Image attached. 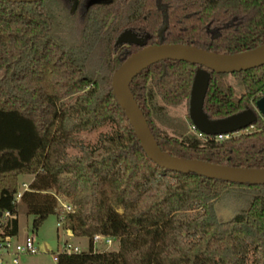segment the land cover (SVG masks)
Masks as SVG:
<instances>
[{"label":"trees","instance_id":"obj_1","mask_svg":"<svg viewBox=\"0 0 264 264\" xmlns=\"http://www.w3.org/2000/svg\"><path fill=\"white\" fill-rule=\"evenodd\" d=\"M86 2L0 0V214L17 215L18 177L31 175L21 200L33 227L59 214L62 200L74 206L66 230L90 240L88 250L60 253L57 264H264V184L161 167L141 146L112 85L113 73L140 50L116 45L124 31L149 35L148 46L244 53L264 44V0H113L88 9ZM105 39L109 61L102 76L93 54ZM199 69L211 74L204 110L212 119L254 108L264 93V64L229 73L183 60L156 62L130 87L158 144L177 157L264 168L262 116L223 140L193 132L171 135L157 125L153 93L166 106L189 107ZM229 75L242 82V94ZM108 122L118 132L102 136L97 148L76 137ZM69 147L80 153L70 155ZM229 187L262 193L247 210L222 221L216 202ZM192 210L198 213L188 217ZM17 231V218L8 219L5 232ZM95 234L116 238L119 249L95 250Z\"/></svg>","mask_w":264,"mask_h":264},{"label":"water","instance_id":"obj_2","mask_svg":"<svg viewBox=\"0 0 264 264\" xmlns=\"http://www.w3.org/2000/svg\"><path fill=\"white\" fill-rule=\"evenodd\" d=\"M12 3H35L44 0H6ZM97 2V1H96ZM163 31L161 32L162 35ZM149 35L139 36L133 30L124 31L116 45L141 48L125 60L113 73L112 85L118 103L130 120L146 154L161 167L179 172H192L211 179H221L233 183L264 184V168L234 167L215 164L203 160L173 156L158 144L149 122L131 91L134 78L150 65L162 60H183L205 66L218 72H237L256 68L264 64V44L253 50L223 55L207 52L191 46L164 44L148 46ZM211 74L199 69L195 75L190 100L189 116L192 123L206 135L233 134L253 126L258 116L264 117V93L254 108H249L230 116L212 119L204 110V102L209 88ZM22 175H19L20 180Z\"/></svg>","mask_w":264,"mask_h":264},{"label":"rangeland","instance_id":"obj_3","mask_svg":"<svg viewBox=\"0 0 264 264\" xmlns=\"http://www.w3.org/2000/svg\"><path fill=\"white\" fill-rule=\"evenodd\" d=\"M97 1V2H96ZM113 0H87L86 9H88L93 4H103L110 3ZM57 2L47 3L52 9L57 8ZM108 43L107 40H101L97 43L94 48L95 60L93 64L98 70V73L102 76L108 73ZM227 80L232 83L237 91V94L240 95L243 93L242 82L229 75ZM151 108L153 111V117L162 129L168 132L171 135H179L191 133L189 130V107L187 103H184L178 107L166 106L161 98L153 93V96L150 101ZM118 132L117 126L113 122H108L103 126L94 127L86 131L76 133L78 139L90 146L91 148H97L101 144L102 136H114ZM68 153L70 155H75L80 153V149L76 147H69ZM32 179L31 175H24L19 180L18 179V192H23L25 185H28V182ZM262 193L257 190L250 189H241L238 187H229L225 193L219 198L216 202L217 213L219 218L222 221H227L233 218L236 214L247 210L250 206L251 201L255 195ZM22 206V205H21ZM20 209V205H19ZM22 210V208H21ZM198 213V210H192L188 213V217H193ZM58 214H50L42 222L38 228L33 227V215L24 213L23 211L18 214V223H19V234L18 239L23 240L26 235H33L35 241L40 244H46L50 252H39L35 255H26L19 258V264H56L55 255L61 250L62 245L69 241L75 245H78L82 250H88L90 247V240L87 237L71 236L69 235L70 231L66 233V228L58 227ZM101 251L109 250H118L119 241L114 240L112 246L106 247L102 242L98 244ZM7 263L10 264L9 257L6 258Z\"/></svg>","mask_w":264,"mask_h":264},{"label":"built area","instance_id":"obj_4","mask_svg":"<svg viewBox=\"0 0 264 264\" xmlns=\"http://www.w3.org/2000/svg\"><path fill=\"white\" fill-rule=\"evenodd\" d=\"M190 131L195 133L199 137H203L205 133L200 131L193 123H191ZM230 134L217 135V139L223 140L229 137ZM25 185V189L28 186ZM22 192H17L15 195V203L21 199ZM74 206L68 202L60 200V209L58 214V227H63L67 214L73 212ZM16 218V214L8 210L0 214V264H6V258L9 257L10 264H19V258L23 255H35L39 252H50L46 244H40L35 241L33 235H26L23 240H19L17 235H12L5 232V226L8 219ZM116 238L106 236L103 234H95L93 237L94 249L98 250V244L103 243L104 246H112ZM82 248L69 241H66L58 254L55 255L56 261L60 253L74 254L82 252Z\"/></svg>","mask_w":264,"mask_h":264},{"label":"crops","instance_id":"obj_5","mask_svg":"<svg viewBox=\"0 0 264 264\" xmlns=\"http://www.w3.org/2000/svg\"><path fill=\"white\" fill-rule=\"evenodd\" d=\"M190 126H191V123H190V125H189V130H190ZM32 180H33V177H32V179L28 182V185H30V183L32 182ZM28 189V188H27ZM27 189H24V190H27ZM23 190V191H24ZM19 205H20V209H19ZM22 205V206H21ZM21 208H22V210H21ZM17 210H18V212H17V215H16V218H17V220H18V214H19V212H21V211H23L24 213H28V209H27V206H26V204L20 199L19 201H18V203H17ZM69 231L68 230H66V233H68ZM18 234H19V223H18V231H17V237H18ZM69 235H71V236H75L74 234H72L71 232L69 233ZM23 256H26V255H23ZM56 264H57V262H56Z\"/></svg>","mask_w":264,"mask_h":264},{"label":"flooded vegetation","instance_id":"obj_6","mask_svg":"<svg viewBox=\"0 0 264 264\" xmlns=\"http://www.w3.org/2000/svg\"><path fill=\"white\" fill-rule=\"evenodd\" d=\"M139 36H141V35H139ZM139 48V47H138ZM139 49H141V48H139Z\"/></svg>","mask_w":264,"mask_h":264}]
</instances>
